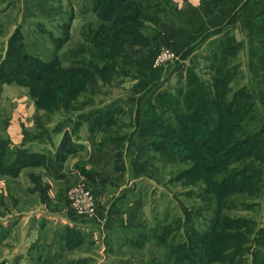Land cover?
Returning <instances> with one entry per match:
<instances>
[{
  "label": "rangeland",
  "instance_id": "obj_1",
  "mask_svg": "<svg viewBox=\"0 0 264 264\" xmlns=\"http://www.w3.org/2000/svg\"><path fill=\"white\" fill-rule=\"evenodd\" d=\"M249 1L250 0L233 1L231 5L226 2H224L225 5H223L221 1H218L220 6H218L219 11L217 13H222L223 17H225V19H223L224 22L227 20L226 12H228V10L226 7L230 9V7L236 3L244 2L248 4ZM251 1L254 2L253 4L258 8L260 6L261 9L264 7V0ZM212 2L213 0H211V2L208 1L206 7L211 8ZM11 3L14 7L12 10L17 12L14 19L19 17L20 21L25 19V22L21 23V25L25 35L27 50L30 54L38 55L43 62H53L54 52L56 51L62 59L63 65L70 66L72 64L69 62L71 56L76 57L79 54L75 52L83 46L86 48L88 43V38L86 37L88 36L85 35H87V30L90 25H92V28H95L98 24L100 25L103 22L92 12L91 0H12ZM70 9L71 12H74L75 18L71 22V27L69 28L70 32L68 34L60 25L69 21L68 13ZM246 9L243 10V13L238 17L235 24L238 29V34L228 33L226 34V38L222 37L217 40L213 39L214 41L211 40L207 46L204 45L196 52L199 53V58L194 59L193 56L190 60L186 59V61H182L181 55L179 56L180 58H178V62L175 63L177 55L175 51L169 47L174 52L172 61L165 65L154 67L152 65L154 55L158 53L161 48L168 47L158 40L155 45L156 49L153 50L150 56V65L152 68H163L169 67L175 63L174 65L177 66L178 70L176 73H173L168 80L166 79L163 83V87H166L167 91H186L187 77L190 72L195 71L201 74L203 78H208L212 73L211 65H213V62H211V59L219 58V53L221 52H227V60L231 62L238 61L240 63L239 69L242 72L240 77L237 79L234 78L231 81L237 80L236 82L239 84H247L248 90L252 93L256 102V109H258V112L256 111L255 113L254 122L252 124L251 121V125L245 128L247 133H251L252 130H264V89L259 77L260 71L251 54V46L248 41V30L246 29V31H244L246 16L250 13L249 9H247V11ZM43 10H45V14L42 13ZM179 25L180 23L178 22L174 27L176 28V26ZM179 27H181V25ZM199 29L200 26H198L195 31ZM156 32L154 31L152 35H155ZM58 35L61 38L64 35H69V39L63 42L61 49L57 50L55 48L53 36ZM101 35H103V38L105 37V33L100 34V37ZM3 36L5 35L0 34V41L3 40ZM161 40H163V37ZM212 41L213 43L211 44ZM2 44L3 43L0 42V52L3 50ZM233 45L236 46L234 47ZM88 47H90V44H88ZM228 47H233L236 50V54H229V50H227ZM261 49L263 48L259 50ZM89 53L90 51L87 50L83 55H88ZM77 67L85 68V65ZM96 70L97 69L94 68L91 71L93 77L85 80V91L81 93L76 92L77 94L75 93L73 98H70L72 96H70L68 92H60L58 98L55 99L53 79L59 77V75L58 73L55 75L52 70H49L46 76L47 78L45 77L46 79L42 81L31 80V82H26L22 80H13L4 82L0 86V138L8 140L9 147L12 149L6 148L3 151L5 153H11V150L14 151L16 147H24L33 150L27 145V142L32 141H37L36 143L40 144L42 142L53 143V141L58 138L59 134L63 135L65 130L64 126H66L67 130H69L70 127L75 129V126H77L79 132L82 126L86 124L87 129L91 130L89 128V123H91L92 120H85V117H80V112L78 111H85L83 113H86V111L94 110L95 112L96 109L105 108L104 102L101 104L102 93H105V83L102 82L99 75H96ZM134 75L135 71L133 69L127 70L124 76L126 78L129 77V79L124 80L123 83L125 87L133 85V83L140 78L134 77ZM114 79H116V77ZM67 80H69V76L64 77V81ZM90 82L94 83L92 84L95 88H91L95 89L94 92L88 91V84ZM68 84L69 87H71L75 84V81L70 79ZM90 85L91 83L89 86ZM57 100L58 103L55 104ZM22 101L31 109V113H29V117L26 119L27 122L30 123L24 129L22 142L14 144L11 143V140L7 136L9 119L11 118L14 108L21 104ZM73 101L75 103V114L69 117L71 110L68 111V109L65 111L64 104L70 105ZM89 101H91V103H89ZM117 101L118 100H116V102ZM157 107L159 108V106ZM100 114L101 113L98 112V117H100ZM94 115L93 113L92 116ZM153 115H156V112H153ZM160 117L165 121L167 115L163 117L161 114ZM91 125H94L93 130L99 129L101 126L96 121H93ZM148 137L149 136H147V138ZM256 147H260L257 154L245 155L248 151ZM1 149L0 146V150ZM235 150L238 155H241L236 165H239L238 167L248 168L247 171L241 169L236 180L237 183L242 182L241 186H243V188L241 191L230 193L229 191L231 190L226 186V182L213 185L214 182L212 181L210 191H222L221 195L218 196V199L223 198L220 202L213 201V194L209 192L203 193L199 188L200 192L196 194H191L190 196L185 194L189 186L183 182V179L177 180L175 177L180 171H185L188 167L192 166L193 162L190 161V159L186 161L169 162L164 158L163 153L150 150L145 154V157H154L151 162L148 163L151 165V168L147 166L148 171L141 173L144 177L137 180L138 182L133 183V185H135L134 198L141 205L138 209H135L136 220L134 222H131V224L127 221L121 223L112 222L113 225L111 228L105 225L104 239H101L98 235L94 236L96 227L92 224L91 217H78L69 206L67 191L79 182H84L86 185L85 180L73 177L70 179V182H65L63 184L61 198L57 200L61 203L63 197L67 199L66 207L70 210L68 217L65 215V210L61 213H53L52 216H54L55 219L52 220L55 222L52 221L54 224H49V221L46 223V227H48V224L51 226L55 225V227L53 229L46 228L44 231L40 229V217L36 216V222L32 221L29 217L25 222V227H23L24 224L22 223L14 230L9 240L11 246L7 248L10 247V250H15L13 252H18L22 247H30L32 243H29V234L34 228L37 233V239L46 238L47 240H45L44 243L53 242L54 232L59 231L62 226L60 225L61 223L66 222V220H77L76 223H78L81 229L85 228L87 230L85 231L82 229V231L88 233L89 230L90 233L93 231L94 233L84 238L80 243L81 247L75 252H71L72 254L70 255L74 257L80 254L81 256L89 254V258L91 259V263L89 264H199L198 262L207 264L206 261L208 257L205 258L202 256V259H200L197 247L206 248L208 246L212 248L209 251L211 252L229 243H234L237 247L245 249L239 252L235 257L231 256L233 253L231 251L219 252L221 256L213 258L210 260L209 264H228L227 261L230 257L234 260L233 264H264V162L261 161V156L264 155V134H262L261 140L259 137L258 140L255 138L252 142L236 148ZM47 154L52 155V152H48ZM170 154L176 155L172 152H170ZM252 162L257 167L256 170L249 169V165H251ZM259 163L262 165L261 168L259 167ZM27 168L30 170L23 173L20 177V179L22 178L23 180L21 193L17 196H10V199L15 201L18 198L19 202L22 201L23 204H21L19 208L24 209L27 214H29L31 210L37 209L39 203L46 201V196L43 192H39L40 194L35 197L32 196L29 191L32 189L37 190L38 188L43 189L44 185L47 184H43L40 180V178H42V171L40 172L36 167ZM194 169L196 174L200 173L199 165L195 166ZM258 171L261 172L258 173ZM251 172L253 175H249ZM3 177L7 178L4 183L8 182L9 188L14 186L19 187L21 183L19 180H15L11 177ZM123 177L126 179L125 176ZM25 181L26 184H24ZM191 187L190 185V189H192ZM105 190L106 198L110 199L115 193L116 188L109 183ZM22 191L24 193H22ZM94 196L96 198L95 193ZM48 201L51 205H55L54 200L49 199ZM2 203V205H10V201L7 200V197L2 198ZM245 203H248L249 207L244 206ZM199 208L203 210L200 213L197 212ZM39 209L42 210V208ZM186 209L191 210L192 215L193 213L196 215L191 216L189 214H183V210ZM213 215L217 217L220 216L221 220H217L215 224H211L210 220L214 217ZM184 217L188 220L186 224L183 225L181 219ZM226 221L229 222V226L225 224ZM246 221H249L250 224L242 226L244 228L240 231L238 227ZM59 222L61 223L59 224ZM0 234L1 236L5 234L3 228H0ZM205 235H210V239H206ZM212 235L215 237H211ZM102 245L105 247L104 250L102 249ZM173 246L178 248L172 249ZM5 248L6 246L1 247V251H3L4 254H6L8 250ZM68 254V252L65 253V258L71 259V256ZM171 254L174 260L171 259ZM186 254H191V258L185 256ZM179 255L183 257L177 259ZM194 258H196L198 262L193 260ZM26 259V256H23L24 261L20 263H24Z\"/></svg>",
  "mask_w": 264,
  "mask_h": 264
},
{
  "label": "trees",
  "instance_id": "obj_2",
  "mask_svg": "<svg viewBox=\"0 0 264 264\" xmlns=\"http://www.w3.org/2000/svg\"><path fill=\"white\" fill-rule=\"evenodd\" d=\"M91 10L103 22L95 28L90 25L87 35H85L88 36L86 37L88 38L86 48L83 46L75 52L79 54L76 57L70 55L69 62L72 63L70 66L63 65V61L56 51L53 62H43L38 55L29 53L24 35L19 29L12 32L7 39L4 53L0 55V86L4 82L13 80L42 81L47 78L49 70H52L55 75H57L56 73L59 75L53 79L55 99L58 98L60 92H68L72 96L70 98H73L76 92L85 91L84 82L93 77L91 71L94 68L97 69L96 75H99L102 82L111 83L115 77L127 72L120 66V58L130 43L147 46L153 41L152 33L157 31L161 23L177 25L178 22H182L179 8L173 0H91ZM68 18L69 21L60 26L69 34L71 22L75 18L71 9ZM246 26L251 54L260 71L259 77L264 89V7L248 18ZM104 33L105 37L103 38V35L100 37V34ZM226 34L228 33L224 32L214 39L226 38ZM53 37L57 50L61 49L63 42L69 39V35H64L62 38L59 35ZM260 48L263 49L259 50ZM87 50L90 53L83 55ZM227 50H229V54H236L233 47H228ZM219 54V58L211 59L213 62L212 73L208 74V78H203L195 71L189 73L186 91L175 92L167 91L166 87L161 88L153 99L144 105L142 130L143 136L146 138L142 152L144 162L150 163L154 158L152 156L145 157V154L150 150L163 153L164 158L169 162L190 159L193 162L192 166L185 171H180L175 179H183V182L189 186L185 192L188 196L202 190L203 193L213 194V201L218 202L223 199H218L222 191H210L212 181L213 185L226 182V186L231 190L230 193L241 191L242 182L237 183L236 180L241 169L247 171L248 168L236 165L241 155H238L235 149L252 142L255 138L258 140L259 137L261 140L262 134H264V130L259 129L247 133L245 128L251 125V121L253 124L255 113L258 112L256 102L252 93L249 92L247 84H239L236 82L237 80L231 81L241 76L240 63L227 60V52ZM199 57V53L194 55V59ZM82 65H85V68L77 67ZM65 76H69V80L72 79L75 84L69 87V80L64 81ZM74 101L70 105L64 104L65 111L71 110L69 117L75 114ZM57 103L58 100L55 101V104ZM114 104L115 101H112L106 104L105 108L96 109L95 112L94 110L86 111V113H83L85 111H76L80 112L79 116L85 117V120H92L89 123V128L93 130L94 125H91L93 121L102 125L103 122L107 123V119L115 115L116 110L111 108ZM98 112L101 113L100 117H98ZM153 112H156V115H153ZM91 113L95 115L92 116ZM161 114L163 117L167 115L165 121L161 119ZM64 129L61 140L52 155L24 147H16L14 151L11 150V153H5L4 149L12 148L9 147L8 140L0 138L2 148L0 150V176L16 178L24 168L41 167L45 170V174L52 178H63L64 174L60 170L65 160L69 155L78 152L80 148L76 141L78 139L77 126L75 129L70 127L69 130L64 126ZM147 136L149 137L147 138ZM121 144L120 139L116 141L117 147H120ZM259 149L260 147H256L245 155L257 154ZM170 152L176 155H171ZM261 161L264 162V155L261 156ZM198 165L200 173L196 174L194 167ZM259 167H262L260 163ZM256 168L253 162L249 165V169L256 170ZM84 174L92 179L90 172L86 171ZM249 175H253V173L251 172ZM190 185L192 189H190ZM44 189L45 186L42 190ZM42 192L44 193V191ZM244 206L249 207V204L245 203ZM202 211L201 208L197 210L199 213ZM191 213V210H183L185 215H196ZM213 216L210 220L211 224L221 220L220 216ZM181 220L184 225L188 219L184 217ZM225 224L229 226L228 221ZM249 224L250 222L246 221L238 228L241 231L244 228L242 226ZM0 228L5 231V227L1 224ZM229 235L231 236L230 233ZM205 238L209 240L210 235H205ZM83 239L84 235L80 228L75 225L70 226L69 223L64 224L59 231L54 232L53 242L44 243L47 239L39 238L29 247L24 263H20L23 256L18 255L9 264H78L81 259H67L65 253L80 246ZM177 248L172 247V249ZM211 249L208 246L206 248L197 247L200 259L202 256L208 257L207 264L213 258L221 256L219 252L231 251L233 252L231 256L235 257L245 248H239L236 244L229 243L218 250L214 249L209 252ZM185 256L191 258V254ZM182 257L179 255L177 259ZM171 259H173L172 254ZM193 260L197 261L196 258ZM227 262L233 264L234 260L230 257ZM0 264H6V260H0Z\"/></svg>",
  "mask_w": 264,
  "mask_h": 264
},
{
  "label": "crops",
  "instance_id": "obj_3",
  "mask_svg": "<svg viewBox=\"0 0 264 264\" xmlns=\"http://www.w3.org/2000/svg\"><path fill=\"white\" fill-rule=\"evenodd\" d=\"M11 1L12 0H0V34L5 35L3 36V40L0 41L3 43V50L0 52V55L4 53L7 39L12 32L19 29L24 35L21 23L25 22V19H22L21 21L20 17L14 19L17 12L12 10L14 7ZM173 1L180 11L182 18V22H180L181 27H179V25L175 28L173 24L164 22L158 26L153 41L149 45L143 46L135 43L129 44L127 50L121 55L120 66L126 70L133 69L135 71L134 77L140 78L137 79L133 85L126 87L123 82L124 80L129 79V77L126 78L124 75L116 77V79L109 84H105V93H102L101 104L104 102L105 106L106 104L115 101V104L111 106L112 110H116L115 115L107 119V123L103 122L99 129L89 130L87 129L86 124L82 126L78 132V139L76 140L80 145V148L78 152L67 157L60 170V172L64 174V177L57 179L52 178L50 175L45 174L46 172L44 169L36 167L37 170L40 172L42 171L41 181L43 184L46 183L47 185H44V190L32 189L29 193L36 197L44 191L46 201L41 203L38 202L39 205H37V209L31 210L29 214H27L24 209L19 208V206L23 204L22 201L19 202L18 198L15 201L10 199V196H17L21 193L23 180L22 178L20 179V177L23 173L30 170L29 168H24L18 177L13 178L21 182L19 187L14 186L9 188L8 182L4 183L7 178L0 176V224L5 227V234L2 236L0 234V260H6V264H9L15 256H26L29 249V247H22L23 250L21 248L20 251L13 252L15 250H10V247L7 248L8 246H11L9 240L11 239L14 230L17 229V226L23 223V227H25V222L29 217L32 221L36 222V216H38L41 218H39L40 229L44 231L46 228L53 229L55 227V225H49L54 224L53 222H55L52 220L55 219V217L52 216L53 213H61L65 210V215L68 217L70 210L66 207L67 199H64L63 197L61 203L57 200L61 198L63 184L65 182H70V179L73 177L85 180L86 185L96 195L97 211L95 215L91 217V222L96 227L94 236L98 235L101 239H104L105 225L107 227L109 226L108 228H111L113 225L112 222L121 223L127 221L130 224L131 222H134L136 220L135 209H138L141 205L134 198L135 185H133V183L138 182L137 180L144 177L141 173L148 171L147 166L151 168V165L142 160V152L145 145V137L142 132L144 105L153 99L154 95L163 88V83L166 79L168 80L173 73H176L178 69L174 64L178 62V58H180L179 56L182 55V61H186V59L190 60L198 50L207 44V42L222 33L227 32L230 34H238V29L235 24L238 17L243 13V10L247 8L250 13L246 16L244 23V31H246L248 18L261 9V6L259 9L251 0L248 4H245L244 2L236 3L232 5L230 9L226 7L228 10V12H226L227 20L223 22L225 17H223L221 12L217 13L219 11L218 6H220L218 1H221L223 5H225L224 2L231 5L233 1L244 0H213L211 8L206 7L208 4L207 2H211V0ZM42 13L45 14V10H43ZM198 26H200V29L195 31ZM162 37L163 40H161ZM236 38L238 40L237 36ZM158 40L161 41L163 45L168 46L175 51L177 59L173 65L163 68L151 67L150 56L153 50L156 49L155 45ZM90 83L91 85L89 86ZM90 83L88 84V91L94 92L95 89H91L95 88L93 87L94 83ZM116 100L118 101L116 102ZM30 110V107H27L24 101L14 108L11 118L9 119L7 135L11 140V143L15 144L22 142L21 140L23 138L24 129L30 123L26 120L27 117H29V113H31ZM61 137L62 135L59 134L58 138L55 139L53 143L42 142L40 144L36 143L37 141H32L27 142V145L34 151L54 153ZM119 139L122 144L120 147H117L116 141ZM82 169L83 172H90V177H92V179H89L84 174L85 172H82ZM123 176H125L126 179H124ZM109 183L116 188V191L110 199H107L105 196V189ZM24 184H26V181ZM22 193L24 192L22 191ZM3 197H7V200L10 201L9 206L2 205ZM49 199L54 200L55 205H51L48 201ZM39 208H42V210ZM76 221L77 220H66V222H59V224L61 223L60 225H64L69 223L70 226L75 225L81 229ZM48 222V227H46V223ZM83 230L87 231L85 228ZM82 232L84 238L88 237L89 234L94 233V231L90 233L89 230L88 233L84 231ZM36 235L37 233L34 228L29 234L30 244L39 240ZM2 246H6L5 249H8L6 254L1 251ZM102 246V249L104 250L105 247L104 245ZM80 247L81 245L67 251L69 253L68 255L72 254L71 252H75ZM70 256L74 259H81V262L78 264L91 263L89 254H84L82 256L80 254L74 257H72V255ZM22 261L24 260L22 259Z\"/></svg>",
  "mask_w": 264,
  "mask_h": 264
},
{
  "label": "built area",
  "instance_id": "obj_4",
  "mask_svg": "<svg viewBox=\"0 0 264 264\" xmlns=\"http://www.w3.org/2000/svg\"><path fill=\"white\" fill-rule=\"evenodd\" d=\"M173 58V50L169 47H163L154 55L152 65L154 67L165 65L172 61ZM67 195L69 206L76 216L90 218L95 215L97 201L93 191L84 182H79L72 186L67 191Z\"/></svg>",
  "mask_w": 264,
  "mask_h": 264
}]
</instances>
